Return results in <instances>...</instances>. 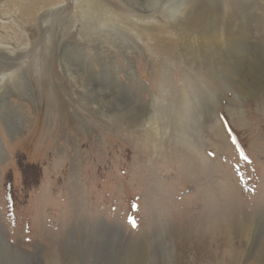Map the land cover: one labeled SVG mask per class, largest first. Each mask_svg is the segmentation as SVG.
Wrapping results in <instances>:
<instances>
[{
    "label": "rangeland",
    "instance_id": "rangeland-1",
    "mask_svg": "<svg viewBox=\"0 0 264 264\" xmlns=\"http://www.w3.org/2000/svg\"><path fill=\"white\" fill-rule=\"evenodd\" d=\"M101 1L118 29L108 40L81 24L76 0H0L8 264H103L115 247L125 264L139 250L148 264L240 262L231 253L264 230V92L238 100L216 93V132L202 119L212 89L201 67H186L179 44L167 49L161 33L155 40L136 21L165 26L169 38L177 37L172 26L158 12L148 20L140 0ZM208 1L238 15L239 0ZM256 1L264 20V0ZM250 31L257 41L258 28ZM136 109L151 121H133ZM230 221L248 234L220 227Z\"/></svg>",
    "mask_w": 264,
    "mask_h": 264
},
{
    "label": "bare ground",
    "instance_id": "bare-ground-1",
    "mask_svg": "<svg viewBox=\"0 0 264 264\" xmlns=\"http://www.w3.org/2000/svg\"><path fill=\"white\" fill-rule=\"evenodd\" d=\"M140 1L152 14L148 17V20L153 18V13L158 12L157 14L167 24L169 23L172 26L177 37L169 38L170 33L165 26L156 24L155 22L148 24L146 22L147 19H144L145 17L136 21L139 23L138 27L140 31L150 32L152 38L155 40H158V34L161 33V40L164 43L160 44L170 47L167 49L177 50V44L181 46L180 50L177 51H181L182 53L180 54L179 52L177 55L179 57L182 55L186 67L194 70H199L201 67L203 71L202 77L207 81V87H211L212 89L211 95H204V102L202 101L204 106L203 113L201 114H203L202 119L205 125L213 126L216 132L219 131L213 113L214 108H211L212 105H215L217 99V97L215 99L216 93L226 95L228 91H231L236 100L263 94L264 20L257 11H254L257 3L256 0H239L237 2V6H239L237 16H234L233 13L231 15L228 14L223 8L217 7V4L214 5L208 0ZM75 4L81 13V24L85 28L92 29L93 34H100L99 36L102 35V38L104 37L108 40L112 34V29H116L115 33H117L118 29L112 26L114 15L101 0H76ZM252 27H256L259 30L260 35L257 41L252 38L250 31ZM224 31L226 33L225 37H223ZM136 35L139 36L138 34ZM134 37V35L129 36L125 33V38L127 39L134 41ZM196 39L199 41V46L195 44ZM253 52L256 53L257 57L252 59L251 53ZM64 60L70 74L80 87L88 89L89 84L93 85L86 78L85 72L78 69L75 63L71 65L69 57L67 58L65 55ZM3 77H5V74ZM248 77H252L253 81L249 80ZM261 98V103L264 106V96H261ZM206 104L210 105V108ZM131 117L133 121L140 122L148 119L149 122L152 116L136 109ZM181 123L185 124L187 122L183 121ZM192 149L194 150V147ZM230 222L220 227H226L230 231L240 230L235 232H239L237 234L243 233V236H246L247 232L244 231L245 228L243 226L233 221ZM260 232L254 231L248 236L249 238L245 237L246 240L248 239L246 241L248 248L245 251L231 253L234 258H240V262L238 259L236 264H264V230ZM239 237H242V234ZM5 250L0 241V264H8ZM114 250H117V254L115 253L116 255L113 256L112 251L109 249V253L103 258V264H125V257H122L124 262L121 259L123 253L120 251L122 250L116 249V247L113 248ZM137 252L138 254L133 255L131 263L127 264H148L144 250Z\"/></svg>",
    "mask_w": 264,
    "mask_h": 264
}]
</instances>
